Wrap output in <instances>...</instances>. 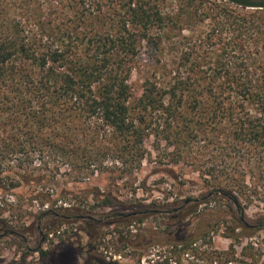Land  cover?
Masks as SVG:
<instances>
[{"label":"trees","instance_id":"16d2710c","mask_svg":"<svg viewBox=\"0 0 264 264\" xmlns=\"http://www.w3.org/2000/svg\"><path fill=\"white\" fill-rule=\"evenodd\" d=\"M150 140L160 156L190 164L206 190L162 204L164 228L118 242L162 244L153 264H264L255 242L243 245L264 231V0H0L1 184L56 181L62 167L78 180L109 153L124 171L140 169ZM117 206L109 193L92 208ZM41 216L48 231L100 223L78 207ZM122 216L117 229L136 221ZM218 234L227 249L215 247Z\"/></svg>","mask_w":264,"mask_h":264},{"label":"rangeland","instance_id":"374dc122","mask_svg":"<svg viewBox=\"0 0 264 264\" xmlns=\"http://www.w3.org/2000/svg\"><path fill=\"white\" fill-rule=\"evenodd\" d=\"M172 55L170 50L169 57ZM141 74L142 72H135L132 77L136 90L142 85ZM147 146V158L140 169L124 171V166L116 162L114 155L109 153L103 163L82 173L78 180H72L70 169L62 167L61 174L64 173L62 176L58 175L56 181L38 185L34 182L21 183L12 190L0 183V220L8 222L5 230L0 231V264H97L88 253L90 243L93 242L91 231L98 244L96 257L106 258L107 261L116 260L119 264L156 263L162 244H153L146 249H132L124 242H118L120 235L128 238L129 234L140 232L143 228H164L169 222V213L157 214L162 204L172 201L179 204L190 196L198 198L206 188L190 164H176L169 157L160 156L151 140L147 142ZM35 189L50 194L49 201L44 200V197H35ZM86 190L89 191V197L84 196ZM109 193L118 204L116 208H92L97 194L101 197ZM129 202H136L138 205L133 208L122 207ZM197 203L195 201L191 206L195 207ZM44 204L49 206L45 208ZM205 206L198 205L197 210ZM60 207L86 209L100 223L88 228L84 218L70 219L72 221L69 223L65 222L57 229L48 231L45 227L50 217L41 215L48 209L58 210ZM258 211L257 207L248 209L247 219L252 222L256 220ZM129 213H133L136 219L130 226L122 223V215ZM139 218H143L144 222ZM116 220L122 221L115 222L118 229L113 223ZM58 230L63 234L52 240H43V234L47 237L50 232ZM248 240L255 242V246L264 253V231L256 233L251 239H245L243 245ZM230 243V239L220 234L214 236V245L219 249H227ZM241 246H237V249L240 250ZM28 249L30 251L26 253ZM42 249L50 250L49 254L43 257L40 253Z\"/></svg>","mask_w":264,"mask_h":264},{"label":"built area","instance_id":"2783aa9c","mask_svg":"<svg viewBox=\"0 0 264 264\" xmlns=\"http://www.w3.org/2000/svg\"><path fill=\"white\" fill-rule=\"evenodd\" d=\"M49 205L48 204H44V207L45 208H47ZM63 233L61 232V230H58L57 232H50L48 235H47V237L46 236H44V234H43V240H52V239H55V238H57V236H59V235H62ZM41 236H42V234H41ZM46 243V242H45ZM37 253H39V252H37Z\"/></svg>","mask_w":264,"mask_h":264},{"label":"flooded vegetation","instance_id":"af4514ba","mask_svg":"<svg viewBox=\"0 0 264 264\" xmlns=\"http://www.w3.org/2000/svg\"><path fill=\"white\" fill-rule=\"evenodd\" d=\"M97 258H100L101 260H105V264H111V263H113V262H117L116 260H112V261H111V259H109V260L107 261L106 258H101V257H97ZM97 258H96V260H97ZM96 263H97V264H102V262H101L100 260L96 261ZM117 263H118V262H117Z\"/></svg>","mask_w":264,"mask_h":264}]
</instances>
